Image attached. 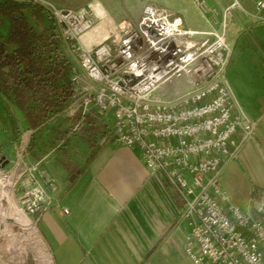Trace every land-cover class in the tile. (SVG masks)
I'll list each match as a JSON object with an SVG mask.
<instances>
[{"label":"built area","instance_id":"1","mask_svg":"<svg viewBox=\"0 0 264 264\" xmlns=\"http://www.w3.org/2000/svg\"><path fill=\"white\" fill-rule=\"evenodd\" d=\"M15 1L44 6L61 27L74 96L59 113L79 119L74 132L89 116L111 122L117 143L141 149L150 172L181 201L179 217L190 227L185 252L194 264H264V193L254 190L243 212L220 183L257 125L236 112L226 76L234 51L225 35L187 30L153 4L136 20L114 23L50 0ZM195 5L206 9L204 0ZM239 7L234 0L225 17ZM257 7L264 22V0ZM42 162L30 164L28 183L15 184L35 225L55 206L48 189L57 191Z\"/></svg>","mask_w":264,"mask_h":264},{"label":"crops","instance_id":"2","mask_svg":"<svg viewBox=\"0 0 264 264\" xmlns=\"http://www.w3.org/2000/svg\"><path fill=\"white\" fill-rule=\"evenodd\" d=\"M233 1L225 0L224 7ZM238 1L240 7L231 17L223 16L220 27L208 28V32L224 34L233 48L226 76L237 102L236 112L247 122L257 123L254 138L245 141L239 159L222 172L228 169V181L233 183H241L238 164L259 158L257 147L264 156V121L260 122L264 115V22L259 19V0ZM78 120L68 119L65 128ZM48 122L34 131L45 130ZM111 124L89 116L79 131L70 128L51 135L47 152L36 154L31 163L43 160L40 167L57 186V191H47L55 206L35 225L53 264H194L185 252L190 227L179 217L178 195L164 185L160 175L150 172L139 147L117 143ZM262 178L264 161L260 179L253 183H263ZM257 189L264 193L263 188ZM248 193L246 210L254 189L250 187Z\"/></svg>","mask_w":264,"mask_h":264},{"label":"rangeland","instance_id":"3","mask_svg":"<svg viewBox=\"0 0 264 264\" xmlns=\"http://www.w3.org/2000/svg\"><path fill=\"white\" fill-rule=\"evenodd\" d=\"M50 1H53L56 5L61 6L62 8H76L80 10L84 9L86 11L92 12L90 13L92 15H98L99 20H101L102 18L105 22H107L106 20H110L114 23H119L124 19L136 20L141 16L142 7L145 4H153L158 8L172 14L173 17L181 18L187 26V30H190L188 27H200V29L207 30V32L211 31L209 30L211 29L209 26H211L213 29H217L218 27H220L223 16L225 17L226 15V8L228 7L226 5L224 7L225 0H204L206 3V9L204 11L197 9L195 5L196 0ZM0 31L2 33L6 32L5 24H0ZM5 102L7 103L8 108L6 107ZM259 109L261 112L262 108ZM62 111L63 110H61V112ZM263 121L264 115L260 122ZM64 122H68V118L63 117V115L60 113H57L53 116L50 125L45 128V130H40L39 132H35L34 130H27L26 125L23 123V114L15 106H12L10 103L5 101V99L0 101V175L11 177V182L14 184L13 190L15 204L18 208V211L22 212L18 201V191L15 184L28 183V181L31 180L32 173L30 172V164L35 161L37 157L36 154H39V156H41L42 154H45L47 152L46 143L51 135L56 136L63 134L70 128L73 130V125L69 128L68 126L67 128H65L66 124ZM62 124L64 126H62ZM32 136H34V138H37L35 144H32L33 146L31 145ZM38 142L41 144L39 145ZM38 149L41 150L40 153H38ZM256 149L260 154L259 158L253 156L249 161H246L245 164L243 163V166H241L242 164H238L237 166V174L239 176V182L241 183H233V181H228V169L224 172L223 175L221 174L222 176H220V183L222 185V188H226L228 190L233 198V203L235 205L239 204L243 212H245L248 206L249 188L251 187L254 190L257 188H263L262 190H264V178L261 179L263 183H253L255 178L260 179L261 169L263 168L264 161V156L261 150L258 147ZM6 161H8L7 164ZM259 161H261L262 164ZM24 165H26L27 170L21 177L20 170ZM242 180L244 182H242ZM4 207L0 209V263L10 264L12 260L15 262H19L22 261L23 257L25 256V264H39L37 258L35 257L38 250L37 248L32 249L34 245L32 236L23 233L20 227L21 225L19 226V223H17V219L16 217H14L12 211H5ZM27 217L30 221L33 222L31 217ZM12 221L14 223H11ZM11 244L14 246L13 248L15 250L13 255H9L5 252V246H10ZM17 249L20 253L17 251Z\"/></svg>","mask_w":264,"mask_h":264},{"label":"trees","instance_id":"4","mask_svg":"<svg viewBox=\"0 0 264 264\" xmlns=\"http://www.w3.org/2000/svg\"><path fill=\"white\" fill-rule=\"evenodd\" d=\"M0 24L6 25L0 31V101L15 106L27 129L36 130L74 96L61 27L44 6L15 0H0Z\"/></svg>","mask_w":264,"mask_h":264},{"label":"bare ground","instance_id":"5","mask_svg":"<svg viewBox=\"0 0 264 264\" xmlns=\"http://www.w3.org/2000/svg\"><path fill=\"white\" fill-rule=\"evenodd\" d=\"M13 185L14 184L11 182V177L0 175V209H2L5 206L4 207L5 211H7V210L12 211L14 217H16V219H17V223H19V226L21 225L20 227H21L23 233L28 234L29 236H32V240L34 241V243H33L34 245H33L32 249L37 248V250H38V252H36L35 257L37 258V261L39 262V264H53V260L51 258L50 252H49L45 242L43 241L40 233L38 232V229L36 228L35 224L32 221H30L28 219V217L23 212L18 211V208L15 204V199H14ZM1 213H3V212H1ZM11 223H14V222L12 221ZM5 247H6L5 252L7 254H9V255L14 254L15 250H14V248H13L14 246L12 244L10 246L6 245ZM17 251L19 252L18 249H17ZM18 255H20V254H18ZM19 259H21V258H19ZM25 262H26V257L24 256L22 261L15 262L12 260L10 262V264H25Z\"/></svg>","mask_w":264,"mask_h":264},{"label":"water","instance_id":"6","mask_svg":"<svg viewBox=\"0 0 264 264\" xmlns=\"http://www.w3.org/2000/svg\"><path fill=\"white\" fill-rule=\"evenodd\" d=\"M8 161H6V164H7Z\"/></svg>","mask_w":264,"mask_h":264}]
</instances>
